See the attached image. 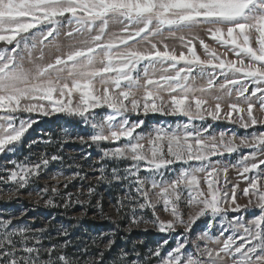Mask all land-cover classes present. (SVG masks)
<instances>
[{
    "label": "snow or ice",
    "instance_id": "obj_1",
    "mask_svg": "<svg viewBox=\"0 0 264 264\" xmlns=\"http://www.w3.org/2000/svg\"><path fill=\"white\" fill-rule=\"evenodd\" d=\"M110 26H119V29L109 31ZM202 27L211 40L233 52L236 59L222 58L202 39L199 43L208 59H201L193 44V40L199 39L195 36L191 39L179 36L187 48V54L181 51L177 55L174 50H169L167 44H163L161 50L154 42V38L163 36L165 30L169 36L176 37L178 32L191 33ZM65 28L68 29L64 33L67 37H84L80 41L81 46L73 45L64 55H56L53 63L37 64V60L44 59V50L50 45L57 52L60 51V45L53 44V41L58 40ZM50 37L52 40H49ZM253 38L256 47H253ZM0 43L12 46L0 49V154L16 152L15 146L36 123L29 118L20 119L17 125L18 117L13 115L15 113L48 116L62 112L80 117L94 129L88 139L102 152V160L134 162L125 169L126 176L123 179H127L129 175L136 178V192L142 198V202H137L138 207L151 208L155 215L156 203L151 199V193L156 196L157 201H162L163 210L170 212L172 219L168 221L156 216L153 223L158 230L174 232L179 225L188 232L197 220L206 215L213 219L221 216L227 220L229 211H241L242 206L236 202L235 186L230 198L225 194L220 199L219 190L214 188L215 181L207 178L218 171L212 166L210 158L223 156L225 152H237L241 146L252 149L240 157L239 167L242 170L239 174L249 180V187L244 189V195L249 196L250 189L253 190L260 214L247 222L239 218L228 220L230 228L236 232L242 230V233L228 235L222 241L209 235L207 231L202 233L198 240L204 241L203 247L193 242L196 253L186 250L185 240L178 242L165 256H161L159 247L153 255L160 258L159 264H224L225 257L231 258V264H264V191H261L264 185L259 174L245 177V173L257 170L264 173L261 168L264 159H258L264 157V133L251 138L240 137L239 144H236L235 135L227 140L223 132L219 134V139L211 134L205 136L203 133L210 126L194 132L185 131L183 134H169L158 129L154 139L149 138L150 148L145 149L142 143L145 138L134 136L143 121L130 124L125 117L119 123H113L118 116H124L128 111L139 114L141 110L144 114L160 112L181 115L188 117L190 121L204 120L205 115L212 120L219 119L222 111L220 97H216L214 109H205L208 101L203 98L204 93L217 86L216 69L225 76L219 89H227L230 96L233 88L239 85L235 89L237 98L247 104L246 109L239 104H229L227 118L231 120L233 113L241 114L240 126L245 129L264 123L254 116V104L250 99L257 97L259 109L264 112V87H261L264 85V0H0ZM142 43L146 45L143 50L139 47ZM37 50L39 55H35ZM26 61L33 67L26 68ZM145 61L147 65L142 69L144 83L141 85L138 69ZM181 62L185 67L177 68ZM197 69L199 72L194 76ZM205 69L213 71L206 72ZM173 70L174 74H168ZM157 71L162 73L158 78L155 76ZM229 73L232 75L229 76ZM197 77H206V85L194 87ZM247 82L257 85L250 93ZM97 84L102 86L101 90L97 89ZM141 88L144 89L142 100L135 98V92ZM161 91H166L171 96L167 104L159 95ZM178 91V95H171ZM197 92L201 96H197ZM76 97L78 102L74 103ZM158 100L161 101L159 106L156 103ZM104 106L111 109L112 114L99 121L88 115L92 110ZM245 111L247 120L243 115ZM183 127L187 130L191 125L184 124ZM80 139L85 141L84 137ZM122 139L128 141L123 146L100 147L102 142L115 144ZM164 141L167 142L166 155L170 159L165 158ZM50 159L54 161L60 157L53 155ZM192 160L199 161V166L181 169L179 175L168 182L158 183L154 178L139 176L141 162L144 171L155 174L175 162L188 164ZM205 161L209 163L205 164ZM247 161L252 163H246ZM12 163L15 168L2 169L9 172V175L0 179L11 181L19 189L28 184L31 176H39L41 167L49 164V158L44 157L31 165L14 161ZM100 171L103 172L104 168L101 167ZM227 171L225 167V175ZM204 172H207L206 192L202 190L198 177V173ZM112 179H122L116 175V169H113ZM154 189L159 191L153 192ZM52 191L56 192V188ZM91 192L92 189H89V194ZM182 197L190 212L195 210L187 221L179 211ZM47 203L53 205L51 200ZM249 203L252 201L249 200ZM132 223L136 225L139 221L134 217ZM11 225V219L0 220V264H73V260L62 252L54 255L57 245L44 248L39 237L29 235L31 229L10 227ZM225 231L226 228L221 231L220 236H224ZM29 241L34 243L30 244ZM113 243L110 240L104 246L111 249ZM210 243L220 246L212 248L208 246ZM60 247H66V243ZM42 253L46 254V259L42 257ZM123 255L126 256L127 253ZM103 260L104 253L100 252L96 264H103ZM131 264H136V261Z\"/></svg>",
    "mask_w": 264,
    "mask_h": 264
},
{
    "label": "rangeland",
    "instance_id": "obj_2",
    "mask_svg": "<svg viewBox=\"0 0 264 264\" xmlns=\"http://www.w3.org/2000/svg\"><path fill=\"white\" fill-rule=\"evenodd\" d=\"M118 29L119 26H110L109 31H118ZM67 30V28L63 29L61 31V35L58 37V40L53 41V44L58 43L60 45V51L57 52L55 47L50 45L44 50V59L37 60V64L46 65L48 63H53L56 55H64L69 50H71L73 45L81 46L80 41H82L84 37L79 35L67 37L64 35ZM180 35L185 36L186 39H191L193 36L199 38L193 40V44H195L196 54L199 55L201 59H208L204 49L200 46L199 40L201 39L204 40V42L207 43L210 48L214 49L222 58L227 60L236 59L233 52L227 50L226 47L222 46L216 41L211 40L209 38V34L203 27L194 29L191 33L187 31L183 33L178 32L176 37L169 36L168 31L165 30L163 36H157L154 38V42L157 43L161 50H163V44H167L169 50H174L177 55H179L181 51L187 54V48L184 47V43L179 39ZM49 40H52V38L50 37ZM45 43L47 44L48 41ZM252 44L253 47H256L254 38L252 40ZM145 46L146 45L143 43L139 45L141 50H143ZM5 47L10 48L12 46H6L0 43V49ZM35 55H39V50H37ZM145 65H147L146 61L142 62L138 69L141 77V85L144 83L142 69ZM25 67L30 69L33 67V65L28 64L26 61ZM180 67H185V65L181 62L177 65V68ZM174 71L175 70L168 74H174ZM205 71L211 72L213 70L205 69ZM198 72L199 69H197L196 73L193 75L196 76ZM215 72L218 77L216 80L217 86L211 91L204 93L203 98L207 99L208 101V104L204 106L205 109H214L217 102L216 97H220L219 103L221 104L222 111L219 119L212 120L211 117L205 115L204 120L195 119L190 121L188 117L181 115L173 116L161 114L160 112H149L144 114V112L141 110L139 114L128 111L124 114V116H118L116 121L113 123L117 124L125 117H127L130 124L137 121H143V124L136 129L134 136H143L145 138L142 141V143L145 145V149L150 148L149 138L154 139L158 129H162L164 132L169 134L173 132L183 134L185 131L194 132L197 129H203L205 126H210L208 131L203 133L205 136L211 134L217 136L219 139V134L223 132L225 133V139L227 140L228 138L235 135L237 137L235 140L236 144H239L240 137L251 138L253 135L264 133V123H258L255 126H250L249 128L245 129L240 126L239 116L241 114L233 113L231 120L227 118V113L230 111L229 104H239V106L244 109L247 108V104L242 99L237 98L235 89L239 88V85L233 88L232 94L230 96L227 94V89L221 91L218 86L225 81V76L220 74L219 69H216ZM161 74V72L157 71L155 73L156 78H158ZM228 75L231 76L232 74L229 73ZM189 82L193 83L192 81ZM206 82V77L205 79H200L197 77L193 83V86L202 87L206 85ZM247 83L249 84V93L252 91V89L257 87L255 84H251L250 82ZM96 87L98 90L102 89V86L99 84H97ZM261 87H264V85H261ZM178 94L179 91L177 93H172L171 95ZM143 95V88L135 92V98L137 99L142 100ZM159 95L162 97L164 103L167 104L170 102L171 96L166 91H161ZM196 95L201 96V93L197 92ZM257 95L259 96L260 94L258 93ZM250 99L254 104V116L258 120L264 121V112H261L259 109V100L257 97H251ZM76 102H78V97L74 99V103ZM156 103L159 106L161 101L158 100ZM127 113L131 115H127ZM109 114H112V110L107 106H104L92 110L88 115L90 117L94 116L95 119L99 121ZM13 115L18 117L16 121L17 125L19 124L20 119L29 118L34 119L36 123H34L32 127L28 129L21 141L15 146L17 148L16 152L0 154V177H7L9 175V172L3 171L2 169L6 168L12 170L15 168V164L12 163L13 161L23 165H31L38 163L42 158L46 157L49 158V164L46 167H41L39 176H31L29 178L28 184L23 188L17 189V186L11 181L5 182L3 179H0V220L11 219L12 225L10 227H26L31 229L32 231L29 233V235L39 237L41 239L42 245L48 241V238L44 235L46 231L45 229H42V232L38 231L41 230V228L35 227L33 224L36 221V217H41V220L44 221V227L47 226L48 222L45 220V218L47 216V212L51 210L52 207L47 203V201L53 200L52 193L54 195H58L60 192L61 199L64 198L68 203H74L73 207H77L74 208V216L82 218L84 216L82 213V207L86 206L87 203L73 201L75 199V195L81 191L84 194H87V192H85V186L88 183H94L98 187L107 186L106 184H109L107 179L113 177V169H116V175L122 177V179H111L110 182L117 186L115 190L112 191V194L115 198H118L120 195V198L127 201V205L123 210L129 213L131 220H133L135 217V219L139 221L138 224L134 225L130 220L133 228L139 229L143 232L154 231L155 233L162 235L163 242L161 245H159L161 256H165L177 246L178 242H184L185 240H187L186 250L188 252L196 253L197 249L195 244H200L201 248L204 245V241L198 240V237L206 231L209 233V235L219 238L221 241L228 235H239L242 233V230L240 232H236L234 229L230 228L228 226V220H235L236 218H239L241 221L247 222L254 216L260 214V209L256 206V196L252 194L253 190L250 189L249 196L244 195V189L249 187V180L245 179L239 174L242 170L239 167L240 157L249 153L252 151V149L241 146L237 152L231 154L225 152L223 156H213L210 158V160L212 166L218 169L217 173L212 177H207V172L198 173V177L201 180L202 190L205 192L207 191L206 177L208 179H212L215 181L214 188L219 190L220 199H223L225 194H227V197L230 198L232 196V188L235 186L236 202L242 206L240 212L229 211L227 213V220L222 219L221 216H217L213 219L210 215H206L197 220L196 223L192 225L191 230L188 232H185L184 228L179 225L176 227L174 232H160L157 225L153 223V221L156 220V216H158L160 220L163 221L171 220L172 216L170 212H165L163 210L162 201H157L156 196L152 195L151 193V199L154 203H156L155 215L153 214V210L151 208L140 209L138 207L137 202H142V198L136 192V178L129 175L127 179H123V177L126 176L125 169L129 168L134 162L131 160H102V152L99 150L96 144H93L91 140L88 139L94 132V129L90 127L88 122H85L82 118L81 119L83 121L79 124H73L64 120H57L52 123L48 121V118L51 117L67 115L62 112L52 113L48 116H43L38 113L24 112L15 113ZM243 115L245 120H247L246 111L243 113ZM222 123L227 124L230 127H222ZM184 124H190L191 127L185 130L183 127ZM80 137H84L85 141L82 142ZM127 142L128 141L124 139L115 144L111 142H102L100 147L113 148L116 146H123ZM163 143L165 146V158L170 159L171 157H167L166 155L167 142L164 141ZM53 155L60 157V159L54 161L51 160L50 157ZM258 159H264V157H258ZM217 161H219V163H217ZM204 163L208 164L209 162L205 161ZM246 163L250 164L252 161H247ZM199 164L200 162L195 160L189 161L188 164H184L182 161L175 162L172 165H169L166 169H161L160 172L154 174L144 171V165L143 162H141L139 176L141 178H154L158 183L168 182L172 179H175L179 175V171L181 169H187L190 166H199ZM101 167L104 168L103 172L100 171ZM225 167L228 169L226 175L223 172ZM261 168L264 169V165H262ZM77 173L79 175H77ZM102 174H107V178L102 180ZM258 174L261 175V183L264 185V173H261L259 170H257V172L245 173V177H252ZM68 177L73 178L68 179ZM41 185H46L51 189V191L53 188H56V192L52 191V193H48V191ZM64 185H67V187ZM152 191L158 192L159 189H154ZM261 191H264V188H262ZM111 199L112 198L110 197L109 201H112ZM249 200H251L252 203H249ZM99 202L100 200L96 201L97 207H93L95 214L97 215H95L97 219H99V216L101 215ZM224 206L228 207L229 205ZM114 208L115 207L112 203L109 207L110 213L116 217L115 214L119 210H114ZM179 211L183 214L185 221L188 220V216L190 214H194L195 212L194 209L190 212L183 197L179 203ZM57 220L59 219L57 218ZM144 221H148V223H145ZM60 226L61 220L57 221V227L59 228ZM225 228L227 231L224 232V236H220L221 231ZM165 241H167V243H165ZM193 242H195V244ZM29 243L31 244L34 242L29 241ZM238 243H242V241H238ZM208 246L212 248H218L220 245L210 243ZM154 257L157 259V261L151 264H159L160 258L156 256ZM224 264H231V258L225 257Z\"/></svg>",
    "mask_w": 264,
    "mask_h": 264
},
{
    "label": "trees",
    "instance_id": "obj_3",
    "mask_svg": "<svg viewBox=\"0 0 264 264\" xmlns=\"http://www.w3.org/2000/svg\"><path fill=\"white\" fill-rule=\"evenodd\" d=\"M127 115L131 114L127 113ZM57 120H64L73 124H79L83 121L80 117L70 115L48 118L50 123ZM221 126L230 127L224 123ZM102 176L105 177L104 179L107 178V174H102ZM111 179H107L109 184L106 185L108 187H98L94 183H88L85 186L87 194L81 191L75 195L73 201L87 203L86 206L82 207L84 214L82 218L74 216V208H77L73 207L74 203H68L64 198L61 199L60 192L58 195H54L50 188L41 185L48 193H52V202L55 205H51V210L47 212L45 220L48 224L46 227H44V221L41 220V217H36L33 224L35 227L46 231L44 235L48 241L43 244L44 248L57 245V251L54 255L62 252L73 260V264H96L100 252L104 253L103 264H131L132 261H136V264H151L157 261L153 253L162 244V235L154 231L143 232L133 228L129 213L123 210L127 201L120 198V195L118 198L114 197L112 191L117 186L110 182ZM89 189H92L91 194H89ZM109 196L112 201H109ZM99 200L101 215H98L100 218L97 219L93 207H97L96 201ZM112 203L115 207L114 210H119L115 214L116 217L110 213L109 207ZM60 220L61 226L59 228L62 229L57 227V221ZM110 240L114 243L111 249H106L104 245ZM65 243L66 247H60ZM124 253L127 255L124 256ZM42 257L46 259V254L42 253Z\"/></svg>",
    "mask_w": 264,
    "mask_h": 264
}]
</instances>
